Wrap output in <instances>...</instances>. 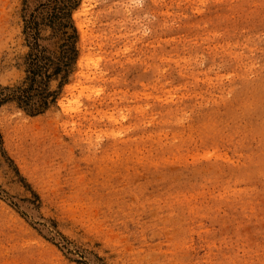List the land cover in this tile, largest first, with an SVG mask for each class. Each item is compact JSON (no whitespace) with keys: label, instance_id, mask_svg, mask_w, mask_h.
<instances>
[{"label":"rangeland","instance_id":"374dc122","mask_svg":"<svg viewBox=\"0 0 264 264\" xmlns=\"http://www.w3.org/2000/svg\"><path fill=\"white\" fill-rule=\"evenodd\" d=\"M0 264H264V0H0Z\"/></svg>","mask_w":264,"mask_h":264},{"label":"bare ground","instance_id":"6f19581e","mask_svg":"<svg viewBox=\"0 0 264 264\" xmlns=\"http://www.w3.org/2000/svg\"><path fill=\"white\" fill-rule=\"evenodd\" d=\"M78 15H79V13H78V11L76 10V11L74 12V17L77 18ZM78 27H79V29L81 30V32H82V37H83L84 35H83V31H82V24H81L79 21H78ZM81 59H82V57H79L78 64L81 62ZM76 74H77V72L75 73V76H76ZM72 84H73V82L70 83V84H67V85H66V88L72 87ZM63 102H64L63 100L60 101V103H61L62 105H63Z\"/></svg>","mask_w":264,"mask_h":264},{"label":"trees","instance_id":"16d2710c","mask_svg":"<svg viewBox=\"0 0 264 264\" xmlns=\"http://www.w3.org/2000/svg\"><path fill=\"white\" fill-rule=\"evenodd\" d=\"M67 46H68V43H66V44L63 45V47H67ZM58 70H59V69H57V71H58Z\"/></svg>","mask_w":264,"mask_h":264}]
</instances>
